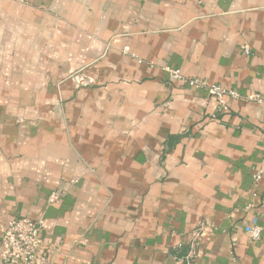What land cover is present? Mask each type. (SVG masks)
<instances>
[{"label": "crops", "instance_id": "crops-1", "mask_svg": "<svg viewBox=\"0 0 264 264\" xmlns=\"http://www.w3.org/2000/svg\"><path fill=\"white\" fill-rule=\"evenodd\" d=\"M165 67L264 95V0H0V238L26 216L52 264H182L204 224L193 264H264V102Z\"/></svg>", "mask_w": 264, "mask_h": 264}, {"label": "built area", "instance_id": "built-area-1", "mask_svg": "<svg viewBox=\"0 0 264 264\" xmlns=\"http://www.w3.org/2000/svg\"><path fill=\"white\" fill-rule=\"evenodd\" d=\"M244 50L249 53V46L244 45ZM165 71L168 73V80L171 83L180 81L190 87L206 89L210 96L215 98L225 111L229 108L227 103V98L229 97L245 98L258 103L264 102V95L258 93H250L246 97H242L236 90L211 84L201 77L184 75L180 69L165 67ZM254 177L255 181L258 182L261 173L257 172ZM48 201L51 203L60 201L59 193H52ZM250 207H252V204L247 205L245 210ZM207 228L208 225L203 224L194 231L192 249L188 259L182 264H193V259L197 252V244L204 236ZM248 233L252 241H258L262 235V227L254 225L249 229ZM43 242L39 226L34 220L26 216L13 217L7 223L5 231L0 238V264H52L50 261L52 251L44 253L42 251Z\"/></svg>", "mask_w": 264, "mask_h": 264}]
</instances>
